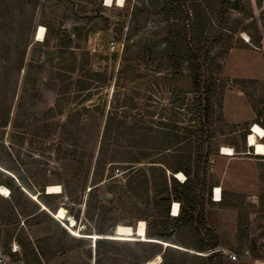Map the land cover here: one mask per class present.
<instances>
[{
	"label": "rangeland",
	"instance_id": "1",
	"mask_svg": "<svg viewBox=\"0 0 264 264\" xmlns=\"http://www.w3.org/2000/svg\"><path fill=\"white\" fill-rule=\"evenodd\" d=\"M234 1H205L214 8L223 3L229 19L223 27V19L212 17L213 34L222 29L224 35L213 50L221 54L216 57L221 72L215 71L214 64L211 67L215 88L208 172L220 182L217 174L224 169L225 159L217 157L223 147H230L237 161L224 170L221 200L234 202L226 194L240 197L234 202L238 209L206 207L204 220L217 236L218 247L221 243L238 257L230 262L218 254L223 264H263L264 156L253 154L247 137L254 126V111L261 112L256 125L264 131V52L242 48L250 44L242 30L249 22L243 18L247 9L261 26L264 0H251V4L241 0V11L233 8ZM166 2L124 0L119 8L105 7L103 0H0V186L9 193L0 195V256L7 264H148L156 256L161 259L158 264H170L172 255L163 259L167 248L199 256L193 251V231L174 230L170 223L171 230L162 239L168 247L161 241L157 247L142 244L137 237L106 239L118 225H129L127 209L133 203L145 209V198L137 196L142 193L134 192L127 182H136L140 170L149 176L150 163L163 159L159 138H154L157 122L193 125L185 109L195 98L186 93L190 77L186 69H170L172 58L160 54L162 45L135 56L155 32L161 35L169 25L160 15ZM136 8L141 12L133 17ZM39 27L44 28L42 42L35 40ZM109 41L121 44L122 51H108ZM234 79L257 83L247 85L245 95L233 85ZM112 110L118 117L106 134V118ZM147 112L155 116L148 117ZM122 113L128 114L125 121ZM119 123L120 129L115 130ZM259 142L264 144V138ZM18 176L25 184H18ZM49 185H58L61 193L38 198L41 191L49 195ZM111 186L121 205L103 222L105 236L87 239L98 236ZM151 191L148 188L149 197ZM43 202L55 213L63 208L74 227L68 219L55 218V213H39ZM152 220L147 212L146 231L154 232Z\"/></svg>",
	"mask_w": 264,
	"mask_h": 264
},
{
	"label": "trees",
	"instance_id": "2",
	"mask_svg": "<svg viewBox=\"0 0 264 264\" xmlns=\"http://www.w3.org/2000/svg\"><path fill=\"white\" fill-rule=\"evenodd\" d=\"M206 0H167L162 5L160 15L164 22H169L160 35L155 32L152 40L145 43L135 54L151 53L162 45L160 50L162 56L169 55L171 60V67L174 71H179L183 67L189 73L190 77L186 84L187 92L195 96L189 106H186V113L190 115V126H178L176 124H166L164 122H157L158 132L154 138H159L158 151L164 154L162 160L150 163V175L147 176L142 170L137 172L138 179L133 183V180H128L127 186L135 192H141L137 196L144 197L145 209L137 208V203L132 204L131 209H127L129 213V227L136 229V223L145 220L147 212H151L153 217L151 225H153L154 232L146 231V239L161 241L165 239L166 232L171 229L167 228L170 223L171 228L179 229L180 227L190 228L195 235L194 252L204 253L208 250L217 248L219 246L218 238L214 232L206 227L204 220V212L206 207L219 205L221 208L238 209L234 203L239 195L226 194L234 202L226 203L221 200L219 203L211 201L209 196V189L211 188L212 176L208 172L209 168V145H210V121L212 115V96L215 88V83L211 74V67L216 66V72H221V65L216 62V57L220 55L213 54V50L220 45L223 37V30L220 29L212 32V17L218 15L224 20L223 27L229 23L226 17V10L222 4L219 7L208 6ZM241 0H235L232 6L235 10L241 11ZM205 3V4H203ZM227 4V2H224ZM259 5V4H257ZM216 9V10H215ZM141 12V9L136 8L132 14L135 17ZM243 18L248 20L247 26L242 30L249 38L250 44H245L242 48H261L262 38L254 21L252 10H245ZM260 23L264 31V18L260 17ZM77 31V28L74 29ZM264 40V38H263ZM228 49H231L229 47ZM227 52V51H226ZM226 52L222 54H226ZM235 87L239 88L245 95V87L249 84L253 85L257 82L250 80H232ZM255 120L252 125L259 123L261 112L254 111ZM158 115V114H157ZM148 117H154L155 112H147ZM118 117L117 112L112 110L107 115L106 127L104 128L107 134L113 127L115 119ZM128 118L127 113H122L121 119L125 121ZM159 119H163L161 114ZM178 120V119H177ZM120 129V123L115 126V130ZM249 134V133H248ZM247 134V135H248ZM245 136H243V140ZM167 173L170 177L167 178ZM182 173L185 177L183 182H178L174 176ZM10 182L12 180L7 178ZM18 184H25L21 176L16 178ZM152 188L151 197L148 194V188ZM16 191L22 195L19 188ZM38 198L45 196L46 198L54 197L55 195H44L40 192ZM108 194L111 197L109 206L105 207L100 219L101 226H98L97 234L104 237L106 230L103 228V222H107V217L118 210L120 207V197L111 186L108 188ZM89 195H92L91 193ZM95 197L94 195L91 198ZM172 203L179 204L180 212L176 217H169V210ZM42 205L45 210L39 213L48 215V213H55L46 202ZM124 205V203H123ZM39 211V208L37 207ZM160 219V222H156ZM163 219V221H162ZM240 215H238V221ZM170 221V222H168ZM240 225H238V231ZM142 244H149L157 247L158 244L154 242H139ZM178 246V245H177ZM178 247L185 250H191L187 247L179 245ZM167 251V252H166ZM163 253V259L167 254L172 255L173 260L170 264H223L222 258L217 255L208 257H201L196 254H189L188 252L167 248ZM160 253V251L158 252ZM157 253V254H158Z\"/></svg>",
	"mask_w": 264,
	"mask_h": 264
},
{
	"label": "bare ground",
	"instance_id": "3",
	"mask_svg": "<svg viewBox=\"0 0 264 264\" xmlns=\"http://www.w3.org/2000/svg\"><path fill=\"white\" fill-rule=\"evenodd\" d=\"M103 2H104L105 7H111L112 5H115L121 8L124 5V0H103ZM35 40L37 42H42L44 40V28L43 27H39L37 29L35 33ZM263 138H264V131L259 126L254 125L251 133L247 137V145L248 147L253 149V154L256 156H264V144L259 142V140H262ZM221 153L226 156H233V151L230 148L223 147L221 149ZM175 177L181 182L185 180V177L182 173L176 174ZM46 191H47V194L49 195H57L61 193V188L58 185H49L47 186ZM8 194H9L8 190L0 186V195L3 197H7ZM216 194H217L216 201L219 202L221 198L220 190H217ZM42 209L45 210V207H43ZM170 212H171L172 217H176L179 212V205L174 203L172 205V209ZM54 217L59 220L68 219L66 216V212L63 208L58 209ZM67 221L68 223H70L69 225L70 228L74 227L75 222L72 218H69ZM115 231H116L115 234L111 237H107V239L113 240V241H131V240H134V237H137L143 242H154L156 244L160 243L159 241L146 239V228H145V223L143 221L138 222L135 230H132L129 226L118 225ZM85 238L96 241L98 238H100V236L90 235V236H85ZM162 244L165 245V247L170 246L169 244L165 242H162ZM160 260H161L160 257L156 256L155 259L149 261L148 264H158Z\"/></svg>",
	"mask_w": 264,
	"mask_h": 264
},
{
	"label": "crops",
	"instance_id": "4",
	"mask_svg": "<svg viewBox=\"0 0 264 264\" xmlns=\"http://www.w3.org/2000/svg\"><path fill=\"white\" fill-rule=\"evenodd\" d=\"M250 4H251V0H250ZM259 5H260V3H258ZM259 23V22H258ZM257 26H258V29H259V32H260V36H261V38H262V42H261V48H262V51L264 52V40H263V38H264V34H263V32L261 31V26H260V24H257ZM262 56H264V53L262 54ZM228 148H230V147H228ZM231 149V148H230ZM232 150V149H231ZM217 158H219V160L220 159H225V161H224V169L222 170V172L219 174V172H218V174L217 175H220V182H218V183H216V181H213V184H212V186H211V188L209 189V196H210V198L212 199V202H214V203H219L220 201H221V198H220V201L218 202V201H216V196H217V194H216V191L217 190H220V194H221V191H222V186H223V184L225 183V168L228 166L227 164H229V162H231V161H237V159L236 158H232V156H226V155H224V154H222L221 153V151H220V154H219V157H217ZM218 163V162H217ZM217 163H216V165H217ZM211 174V173H210ZM212 175V174H211ZM214 189V190H213ZM217 189V190H216ZM174 203H172L171 204V206H170V210L172 209V205H173ZM179 205V204H178ZM220 248H222L223 249V246H222V244L220 243ZM231 262V261H230Z\"/></svg>",
	"mask_w": 264,
	"mask_h": 264
},
{
	"label": "built area",
	"instance_id": "5",
	"mask_svg": "<svg viewBox=\"0 0 264 264\" xmlns=\"http://www.w3.org/2000/svg\"><path fill=\"white\" fill-rule=\"evenodd\" d=\"M107 50L110 51L111 53H119L122 51V45L121 44H118L114 41H109L107 43ZM214 190V189H213ZM214 254H221L223 256H225L227 258V260L231 261V262H234V261H237V256L236 254L232 253L231 251L229 250H226V249H222V248H214V249H211V250H208L204 253H200L199 256L201 257H208V256H211V255H214ZM0 264H7L6 260L0 256ZM263 264H264V261H263Z\"/></svg>",
	"mask_w": 264,
	"mask_h": 264
},
{
	"label": "water",
	"instance_id": "6",
	"mask_svg": "<svg viewBox=\"0 0 264 264\" xmlns=\"http://www.w3.org/2000/svg\"><path fill=\"white\" fill-rule=\"evenodd\" d=\"M175 177V176H174ZM46 211V210H45ZM131 228V227H130ZM132 229V228H131ZM133 230V229H132ZM116 232V231H115ZM115 232H114V234H115ZM98 239H101V238H98ZM107 239V238H106ZM109 240V239H108Z\"/></svg>",
	"mask_w": 264,
	"mask_h": 264
}]
</instances>
